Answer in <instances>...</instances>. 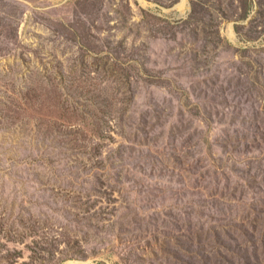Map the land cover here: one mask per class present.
Instances as JSON below:
<instances>
[{
  "label": "rangeland",
  "instance_id": "obj_1",
  "mask_svg": "<svg viewBox=\"0 0 264 264\" xmlns=\"http://www.w3.org/2000/svg\"><path fill=\"white\" fill-rule=\"evenodd\" d=\"M264 264V0H0V264Z\"/></svg>",
  "mask_w": 264,
  "mask_h": 264
},
{
  "label": "bare ground",
  "instance_id": "obj_2",
  "mask_svg": "<svg viewBox=\"0 0 264 264\" xmlns=\"http://www.w3.org/2000/svg\"><path fill=\"white\" fill-rule=\"evenodd\" d=\"M66 264H94L90 261H69Z\"/></svg>",
  "mask_w": 264,
  "mask_h": 264
}]
</instances>
